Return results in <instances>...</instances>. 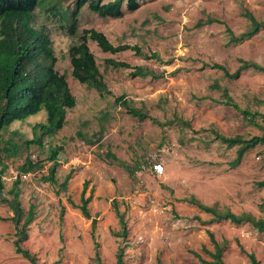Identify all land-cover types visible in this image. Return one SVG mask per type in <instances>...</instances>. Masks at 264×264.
I'll return each mask as SVG.
<instances>
[{
	"label": "rangeland",
	"instance_id": "1",
	"mask_svg": "<svg viewBox=\"0 0 264 264\" xmlns=\"http://www.w3.org/2000/svg\"><path fill=\"white\" fill-rule=\"evenodd\" d=\"M50 1L32 11L31 22L48 34L55 69L66 76L76 104L67 109L60 130L43 136V146H28L25 140L33 137V124L45 121V111L12 122L3 132L5 140L19 144V152L3 158L7 166L1 176L0 264H31L15 252L16 225L3 200L11 197L8 191L26 158L39 167L20 175L17 185L23 210L19 225L30 204L35 211L21 245L41 264H116L119 249L123 264H203L199 257L211 259L203 247L213 251L209 232L216 241H225L223 264H250L240 245L264 264L263 233L249 223L210 221V212L189 202L195 198L217 211L246 212L264 220V187L258 185L264 180V142L248 148L232 166L238 145L228 147L216 137L219 133L247 139L264 133L260 116L253 124L239 110L264 117V70L248 68L230 78L210 67L218 63L232 73L240 58L264 65V27L234 43L226 29L236 35L247 30L246 11L264 22V0H137L135 8L124 0L122 15L106 18L86 4L78 15L75 36L61 27L59 16L49 9ZM59 1L64 7L74 2ZM208 17L217 21L197 25ZM89 28L103 32L113 45H137L142 53L158 58H145L129 48L104 51L88 38L110 90L102 95L71 75L69 46ZM107 59L130 67L107 65ZM134 66L151 70L156 77L132 76ZM225 94L239 109L227 104ZM119 95L158 122L130 115L114 102ZM55 146L61 147L55 181L46 182L52 165L50 148ZM153 151L164 161L161 176L152 170ZM85 182L90 218L78 207Z\"/></svg>",
	"mask_w": 264,
	"mask_h": 264
},
{
	"label": "trees",
	"instance_id": "2",
	"mask_svg": "<svg viewBox=\"0 0 264 264\" xmlns=\"http://www.w3.org/2000/svg\"><path fill=\"white\" fill-rule=\"evenodd\" d=\"M47 1L49 0H0V194L4 188L1 176L7 166L3 158L5 156H16L19 152L18 143L3 138L4 130L14 121H24L29 116L36 115L40 111H45V121L33 124V137L25 140V144L28 146L35 143L43 146V136L52 135L57 130H60L65 125L67 109L74 107L76 104V99L70 92L66 76L55 69L56 57L48 34L42 27H36L31 22L32 11ZM50 2L49 9L52 10L54 15L59 16L61 27L70 36H75L78 30V15L83 6L87 4V7L101 18L119 17L123 13L122 6L124 0H74L73 4L67 7L62 6L59 0H51ZM125 2L129 8H135L137 6V0H125ZM245 16L249 19L250 25L244 32L236 35L230 28H226L230 43L251 37L260 28L264 27V22L258 21L250 12L246 11ZM214 21L217 20L213 17H208L206 20H200L197 25L201 26L204 23ZM88 38L94 40L104 51L114 53L129 48L133 49L136 54H142L145 58H158L155 53L149 55L142 53L140 47L137 45H113L103 32L94 28L83 29L78 35L77 42L71 44L68 49L71 75L78 82L96 89L102 95L110 94V90L102 79L95 58L90 52L87 44ZM238 61L240 63L232 73H229L223 65L218 63H213L210 67L223 70L225 75L230 78L238 77L240 71L248 68L264 70V65L259 63L241 58ZM106 64L116 68L130 67L128 63L114 59H107ZM131 75H151L156 77L153 71L145 69L142 66H134ZM225 97L227 104H232L236 109H239L229 95L225 94ZM114 102L122 105L130 115L140 120L151 118L153 121L158 122L146 111L133 106L130 101L125 100L123 95L115 97ZM239 110L253 124H258L255 121L256 116H260L264 121L261 113H251L246 109ZM216 137L228 147L238 145L237 157L232 162V166H236L240 162L244 152L248 148L264 142V133L260 136L254 135L247 139L240 135L226 137L219 133H216ZM60 149L61 147L58 146L50 148L48 158L52 161V165L49 167L48 175L44 177V181L46 182L55 181L57 157ZM108 156L112 161L129 170V166L113 153H108ZM37 167H39L38 162H33L31 159L26 158L18 166L19 177L14 181L8 191L11 197H3V200L7 202L13 212L12 219L16 225L15 234L17 237L13 242L15 252L21 254L31 264L41 263L38 262L34 254L22 247L21 241L27 234V225L34 218V205H29L26 217L21 225H19L21 217L23 216V210L18 199L20 189L17 185L20 181V175L35 170ZM69 176L70 173L65 176L64 184ZM64 184L63 186H65ZM86 184L87 182L84 183V188L80 196L81 203L78 207L83 216L90 218L91 216L87 207L90 195L84 197ZM258 185L264 187V180L260 181ZM189 202L197 205L203 211L210 212L213 215L210 221L226 220L235 225L249 223L252 228L264 234V220L262 218H256L254 215L246 212L234 213L229 209L217 211L214 207L202 204L195 198L189 199ZM119 221L125 234L126 226L121 214L119 215ZM94 224L95 219H92V226ZM209 236L213 243V251L205 247L203 249L211 259L206 260L199 257L200 261L203 264H223L222 250L225 246V241H216L210 232ZM240 249L246 253L250 264H261L253 253L246 252L241 245ZM116 264H123L121 249L116 254Z\"/></svg>",
	"mask_w": 264,
	"mask_h": 264
},
{
	"label": "built area",
	"instance_id": "3",
	"mask_svg": "<svg viewBox=\"0 0 264 264\" xmlns=\"http://www.w3.org/2000/svg\"><path fill=\"white\" fill-rule=\"evenodd\" d=\"M152 162V170L156 176H161L165 172V165L163 159L159 158L157 151H153L150 154Z\"/></svg>",
	"mask_w": 264,
	"mask_h": 264
}]
</instances>
